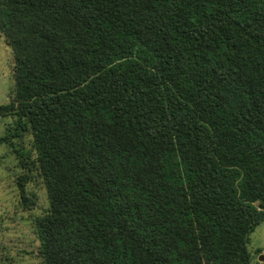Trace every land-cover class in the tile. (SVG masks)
Masks as SVG:
<instances>
[{
  "label": "trees",
  "instance_id": "1",
  "mask_svg": "<svg viewBox=\"0 0 264 264\" xmlns=\"http://www.w3.org/2000/svg\"><path fill=\"white\" fill-rule=\"evenodd\" d=\"M0 34L42 264H252L264 0H0Z\"/></svg>",
  "mask_w": 264,
  "mask_h": 264
},
{
  "label": "rangeland",
  "instance_id": "2",
  "mask_svg": "<svg viewBox=\"0 0 264 264\" xmlns=\"http://www.w3.org/2000/svg\"><path fill=\"white\" fill-rule=\"evenodd\" d=\"M13 64L12 48L0 34V104L11 99ZM14 121L12 116L0 117V264H42L35 218L45 213L49 199L42 178L36 170L22 167L18 154H35L32 134L19 136L13 143L1 140ZM23 175L30 177L25 179ZM19 180L23 181L29 201L22 198ZM248 249L252 264H264L260 259L264 252V221L252 232Z\"/></svg>",
  "mask_w": 264,
  "mask_h": 264
},
{
  "label": "water",
  "instance_id": "3",
  "mask_svg": "<svg viewBox=\"0 0 264 264\" xmlns=\"http://www.w3.org/2000/svg\"><path fill=\"white\" fill-rule=\"evenodd\" d=\"M260 259L264 260V252L260 255Z\"/></svg>",
  "mask_w": 264,
  "mask_h": 264
}]
</instances>
